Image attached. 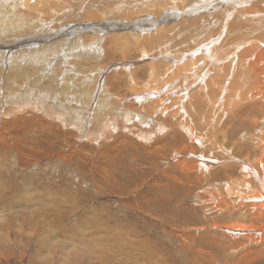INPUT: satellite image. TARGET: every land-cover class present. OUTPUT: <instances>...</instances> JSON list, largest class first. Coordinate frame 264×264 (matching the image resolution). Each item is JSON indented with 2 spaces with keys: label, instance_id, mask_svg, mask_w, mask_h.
<instances>
[{
  "label": "rangeland",
  "instance_id": "obj_1",
  "mask_svg": "<svg viewBox=\"0 0 264 264\" xmlns=\"http://www.w3.org/2000/svg\"><path fill=\"white\" fill-rule=\"evenodd\" d=\"M146 2L22 0L18 32L0 38L3 78L9 79L3 84L15 89L11 97H0V238L11 239L8 250L0 241V264H68L71 257L72 264H264V231L257 238L233 224L264 228V211L254 219L240 207V169L222 158L245 160L247 146L227 139L202 148L187 130L171 128L174 118H160L168 130L154 135L146 128L150 113L160 117L154 103L144 106L136 100L141 93L128 88L133 78L149 81L150 61L216 35L214 26L212 33L209 26L199 34L184 32L182 48L174 47L179 53L170 45L143 48L151 56L146 59L116 24L96 30L86 15L121 14L123 7ZM16 43L26 50L17 63L21 76L12 70L15 52L8 51ZM30 53L33 68L25 66ZM71 65L89 67V73ZM31 73L53 93H26L25 85L36 83ZM60 85L58 96L54 86ZM200 155L215 164L193 167ZM228 186L230 194H209Z\"/></svg>",
  "mask_w": 264,
  "mask_h": 264
},
{
  "label": "bare ground",
  "instance_id": "obj_2",
  "mask_svg": "<svg viewBox=\"0 0 264 264\" xmlns=\"http://www.w3.org/2000/svg\"><path fill=\"white\" fill-rule=\"evenodd\" d=\"M78 1L83 4V0ZM172 1L171 3V0H167V2L141 0L146 3L134 4L135 9L133 6L123 7L119 11L121 14L104 11V13L89 12L86 15L96 30L102 29V26L108 23L116 24V28L123 34L125 41L134 39L139 43L146 59L150 55L146 53L147 49L145 52V48L152 49L159 45H170L173 46V49L178 45L182 48L184 43L182 38H187L182 36L184 32L199 34L201 27L204 29L209 26V28L207 27L208 32L212 33L210 26H214L216 35L209 34V38L204 36V41L192 40L194 44L184 46V52H180V54L162 55V57L150 61L149 67L152 69V74L148 77L149 81L143 85L133 78L128 88L134 95L141 93L136 97V100L144 106L154 103L153 109L160 114V117L155 118V113H150V118H146L150 121L146 128L154 135L168 130L163 122L165 118H174L171 128L180 127L187 130L193 135V138L201 141L202 148L212 149L218 142L227 139L245 144L250 152L247 159H237L226 154H223L222 158L227 167L240 169L241 176L235 181V185L239 189L236 197L239 199L240 207H243L246 213L252 214L254 219H259V214L264 211V0ZM2 3L0 22H2L3 29L0 31V38L7 35L9 37L5 36L6 39H4L7 40L10 39L12 33L18 32L21 16L24 15L21 10L17 11V9L20 5L23 6V3L22 0H15L11 6L9 0ZM189 4L192 7L182 8ZM88 5H90V1ZM146 5L149 8L143 7ZM213 11H218L221 14V20L213 18L216 15ZM110 17H113L111 18L113 21L105 22ZM102 18L103 20H100ZM214 20L217 21L214 22ZM13 25L15 28L11 31L9 28ZM78 35V33H70V37L75 40H78L76 37ZM98 39L99 43L103 40L102 37H98ZM23 42L25 47L27 42L26 40ZM125 45L121 46V50H124L123 46L125 47ZM8 51L15 52L12 70L15 75L21 76L22 68L17 63H23L26 50L16 43ZM139 51L141 52V50ZM163 51H167V49H160V54ZM40 57H46V54L43 53ZM32 59L33 55L30 53L25 66L33 68ZM68 62L72 64L71 61ZM71 67H75V65H71ZM75 69H79V67H75ZM6 71L7 67L5 62L2 63L0 51V97H11L15 90L10 85L3 84V82L9 83L7 77L3 78ZM79 71L89 73V67H85V69L81 67ZM27 72L24 69L23 75H26ZM31 77L36 80V83L34 86L25 85L26 93L46 95L53 93L34 73H31ZM67 79H77V77H67ZM177 86L180 87V90L174 91L173 87L177 89ZM171 89L172 96H169ZM54 90L60 96L61 85L59 88L54 86ZM92 91V89H88L85 93L88 94ZM102 105L103 103L100 102L101 107ZM226 116L231 118L227 119ZM213 164L215 163L207 160L204 155H200L196 163L191 165L198 169H201L199 166H202V169L205 170L208 165ZM208 191L212 195L230 194L231 187L228 186L224 191L217 189ZM220 199L224 201L222 198ZM41 208L42 211H45L44 205ZM237 221L239 222V220ZM233 224H236L240 231H253L258 236L257 238H259V232L264 231V228H259L255 224H244L243 222ZM7 240L8 238L6 240L0 238V241L6 246V250H8V243L11 239ZM72 259L74 257L68 258V264H72Z\"/></svg>",
  "mask_w": 264,
  "mask_h": 264
}]
</instances>
